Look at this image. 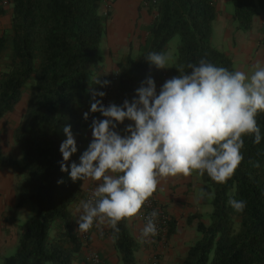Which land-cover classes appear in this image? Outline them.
Listing matches in <instances>:
<instances>
[{"label": "trees", "instance_id": "16d2710c", "mask_svg": "<svg viewBox=\"0 0 264 264\" xmlns=\"http://www.w3.org/2000/svg\"><path fill=\"white\" fill-rule=\"evenodd\" d=\"M9 28L0 34V119L11 113L24 91L27 107L13 131V143L21 154L14 160L0 150V169H9L19 180L14 208L27 204L33 214L18 227L13 255L0 264H73L82 260V243L71 209L85 194L79 181H63L60 171V143L66 138L62 128L70 125L77 152L69 161L79 162L85 150L83 118L93 101L90 88L102 91L90 80L101 81L103 64L100 45L106 34L107 17L103 0H7ZM151 21L144 28L139 53L118 64L112 103L120 105L135 95L146 77L159 88L178 75L188 62L204 58L234 71L230 57L212 47V24L217 11L215 0H156L147 9ZM4 10H0L3 15ZM260 17L264 28V0H232L231 21L236 31L251 30ZM179 37L173 62L157 69L145 61L149 52L166 53L168 42ZM186 74L190 69H186ZM100 97H96L99 99ZM262 139L259 144L245 136L243 159L233 175L217 183L199 175L204 190L203 203L211 207L208 223L196 226L198 238L175 264H264V113L257 116ZM132 123L117 125L122 135ZM259 166H255V165ZM62 180V183H57ZM244 200L242 212L229 199ZM126 219L118 222L119 232L108 233L119 256V264H133L138 251ZM174 233L170 221L169 235ZM115 237V238H113Z\"/></svg>", "mask_w": 264, "mask_h": 264}, {"label": "clouds", "instance_id": "9594fccd", "mask_svg": "<svg viewBox=\"0 0 264 264\" xmlns=\"http://www.w3.org/2000/svg\"><path fill=\"white\" fill-rule=\"evenodd\" d=\"M144 59L157 69L169 67L166 53L149 52ZM252 68L249 75L201 58L177 70L178 75L158 90L153 78L146 77L132 100L120 105L104 106L96 97L105 93L90 88L94 102L89 111L104 119H92V138L78 163L65 164L77 152L70 125L63 126L66 138L59 145L60 171L73 182H96L87 199L79 202L76 231L85 233L94 224H106L118 233V222L139 212L161 178L190 176L194 171L217 183L230 178L243 159V137H252L254 144L262 139L257 116L264 113V62L257 61ZM98 77L90 84L109 83ZM125 120L132 123L122 135L116 129ZM204 194L201 189L200 197ZM228 204L237 212L246 206L244 200L231 198ZM158 215L154 209L145 217L142 237L157 234Z\"/></svg>", "mask_w": 264, "mask_h": 264}, {"label": "crops", "instance_id": "0c3cea01", "mask_svg": "<svg viewBox=\"0 0 264 264\" xmlns=\"http://www.w3.org/2000/svg\"><path fill=\"white\" fill-rule=\"evenodd\" d=\"M232 0H215L217 17L213 28L218 24L222 32L220 50L230 56L234 70L251 74L252 66L257 62H264V28L260 17L254 19L251 30L247 32L235 31L232 26L231 12H227L225 5ZM141 0H113L106 22V34L104 37L105 49L103 50L102 64L104 78L109 77L118 70V64L127 56L131 46L132 54L141 48L144 40V28L151 21L147 9L141 6ZM10 8L4 9L0 15V23L9 28ZM259 25L256 27V24ZM255 27L257 32L254 33ZM218 28V26H217ZM219 30V29H218ZM170 67V66H169ZM168 67V68H169ZM166 68V69H168ZM28 91H24L20 100L11 113L0 119V150L4 155L11 156L20 161L21 154L13 143L12 134L17 127L27 107ZM85 149L91 140V129L83 132ZM71 180V179H70ZM80 183L81 191L86 195L90 193L96 182L91 180H76ZM19 180L9 169H0V257L6 256L17 246L19 231L18 227L23 224L32 214L31 205L27 204L15 209V201ZM201 182L199 175L194 171L190 176L177 175L175 177L161 178L154 192L159 207L170 217L174 224V233L169 235L165 244H161L149 236L142 237L141 229L144 222L139 212L126 219V226L137 242L139 249L134 254L133 264H152L156 258V264H175L183 258L191 244L198 238L196 226L199 221L208 223L211 207L203 203L200 197ZM72 207L71 215L77 226V207ZM109 226L106 224L92 227L88 249L97 252L104 264H119V256L113 246V239L108 233ZM103 231V236L100 235ZM87 249V250H88ZM85 252L82 249V260L73 264H86Z\"/></svg>", "mask_w": 264, "mask_h": 264}, {"label": "built area", "instance_id": "2783aa9c", "mask_svg": "<svg viewBox=\"0 0 264 264\" xmlns=\"http://www.w3.org/2000/svg\"><path fill=\"white\" fill-rule=\"evenodd\" d=\"M112 1L113 0H103V15L106 16L107 18L109 16ZM155 2L156 0H141L140 4L144 9H148L149 6L151 4L154 5ZM7 6H8L7 0H0V10L6 9ZM105 80L109 81V83L106 86L102 87V91L105 93V95L103 98H99V99H101V102L104 106H107L109 103H112L114 87L117 82V72L114 74H111ZM158 89L159 88L157 87V90ZM88 113L89 115H88L87 122L89 125L91 124L93 118L97 120L104 119L100 115L99 112L92 113L89 111ZM90 193L86 194L85 199H87ZM154 209L158 211L159 215L156 219L157 234L153 236V238L157 240L158 242H160L161 244H165L167 237H168L170 217L165 211H163L159 207V204L157 203V199L154 193L149 198L146 199L141 209L139 210V215H140L141 220L145 223V217L148 216ZM91 229L85 233L78 232L80 241L82 243V249L86 250L85 257H84L85 263L86 264H104L102 258L99 256L97 252H94L88 249V245H89L88 240H89ZM156 263H157L156 258H153L152 264H156Z\"/></svg>", "mask_w": 264, "mask_h": 264}, {"label": "rangeland", "instance_id": "374dc122", "mask_svg": "<svg viewBox=\"0 0 264 264\" xmlns=\"http://www.w3.org/2000/svg\"><path fill=\"white\" fill-rule=\"evenodd\" d=\"M225 8L227 10V12L229 11H232V3L230 2V4H227L225 5ZM218 14V13H217ZM217 17V15H216ZM216 20V19H215ZM214 20V21H215ZM214 23V22H213ZM259 25V22L256 24V27ZM6 25L4 24H1L0 23V34L6 30V28H4ZM218 26V28H217ZM215 26V28H213V24H212V39H211V45L213 48L220 50L221 48V38H222V32L220 31V28H223L221 27L219 24ZM232 26H233V29L235 30V24L232 23ZM256 27H255V32H257L256 30ZM219 29V30H218ZM224 29V28H223ZM236 31V30H235ZM243 32V31H242ZM179 43V37L178 36H175L174 38H172L169 42H168V45H167V50H166V54H168L170 56V60H169V63H168V66H171L172 62H173V59H174V55H175V52H176V48H177V45ZM105 44H104V39L100 45V54L102 55L103 54V50L105 49ZM141 48H139L138 51H140ZM133 52V55H137L139 52ZM230 57V56H229ZM63 181H66V180H70L69 176H68V173H66V175L63 177L62 179ZM33 212H34V208L31 206ZM16 248H14L10 253H8L6 256L4 257H0V262L3 258L5 257H9L11 255L14 254Z\"/></svg>", "mask_w": 264, "mask_h": 264}]
</instances>
